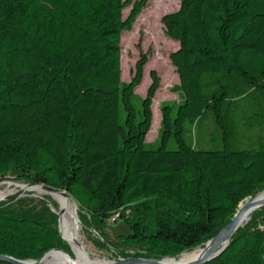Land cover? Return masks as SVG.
Listing matches in <instances>:
<instances>
[{"label":"trees","instance_id":"obj_1","mask_svg":"<svg viewBox=\"0 0 264 264\" xmlns=\"http://www.w3.org/2000/svg\"><path fill=\"white\" fill-rule=\"evenodd\" d=\"M145 3L0 0V180L66 188L98 247L158 258L202 246L264 188V0H180L161 16L177 99L160 103L151 147L154 70L135 93L147 54L121 79V34ZM56 207L47 193L0 200V253L70 254ZM118 219L129 229L112 241ZM200 264H264V204Z\"/></svg>","mask_w":264,"mask_h":264},{"label":"rangeland","instance_id":"obj_2","mask_svg":"<svg viewBox=\"0 0 264 264\" xmlns=\"http://www.w3.org/2000/svg\"><path fill=\"white\" fill-rule=\"evenodd\" d=\"M179 1L180 0H146V3L135 17L130 28L124 30L121 34V79L123 81L129 80L133 71L134 63L140 53L147 54V61L143 66L141 82L135 88V93L139 96H144L145 90L150 82V70H154L159 79L158 88L156 89L153 95L154 99L152 98L153 103L151 102L150 105L152 117V121L150 120V122H152L151 128L149 132L147 131V136L144 137V141L148 143V146L150 147L152 146L151 142L156 138L157 135L159 122L158 109L160 103L177 99V95L175 92L171 91V87L178 83V77L175 68L172 66L168 58L169 53L176 50L177 42L169 39L164 34L160 18L163 14L176 10L178 8ZM129 8L130 4L124 8L123 18L127 15ZM212 145L213 144L208 143L204 146V148H211L213 147ZM27 184V182H24L22 180H15L11 174H7L0 180V189L4 191L5 194H7L14 192L16 189L23 188L24 185ZM30 192L32 193V195L44 194L39 193L34 189H27L24 190V193L22 195H25ZM49 195L57 203L56 212L58 214V212H60L61 206H59L58 201L53 198L51 194ZM241 201L242 200H240L238 203H240ZM52 209L54 210V208ZM79 224L80 233L83 237L85 248L93 258H97L99 260L113 261L120 257L117 255H113L115 254L114 250L109 246L98 247L89 238V232H91L93 237H98L97 232L92 228H86L84 225H81L82 223L80 222V220ZM128 229V226L121 219H118L116 221H110L108 225L109 238L114 241L115 239L113 235L115 233H126ZM191 249L181 251H188ZM70 250V254L74 255L71 246ZM136 250H142V248L137 246L125 247V251L128 252L127 255H133V252ZM180 252H178L176 255L165 256H178Z\"/></svg>","mask_w":264,"mask_h":264},{"label":"water","instance_id":"obj_3","mask_svg":"<svg viewBox=\"0 0 264 264\" xmlns=\"http://www.w3.org/2000/svg\"><path fill=\"white\" fill-rule=\"evenodd\" d=\"M27 185H41L45 190L49 193L52 191H58L61 194L70 197L75 204V208L77 207L75 199L68 192L66 188H61L57 186H53L46 183H28ZM29 188L23 187L16 189L12 193H7L0 200L9 199L15 196H20L24 193V190ZM264 204V188L255 192L253 195L247 196L243 198L240 203H238L237 208L232 215V217L221 226L215 234L206 239L202 245L201 250L192 254V251L195 249L193 247L188 251H181L178 256H163V257H147V256H139V255H127L120 256L116 260L107 262L106 264H128V263H142V264H200L206 260L211 259L213 256L218 254L227 244L229 237L233 233L236 227L243 224L249 217V212ZM78 217V216H77ZM60 212H58V230L63 237L60 229ZM64 238V237H63ZM65 239V238H64ZM59 250L65 254H69V252L65 251L59 247H52L47 249L40 257L38 258H18L10 254L0 253V260L9 262L11 264H55L49 263L44 260L45 255L50 250ZM189 254L187 257L182 258L183 256ZM170 259V260H169ZM68 264H76V263H68Z\"/></svg>","mask_w":264,"mask_h":264},{"label":"bare ground","instance_id":"obj_4","mask_svg":"<svg viewBox=\"0 0 264 264\" xmlns=\"http://www.w3.org/2000/svg\"><path fill=\"white\" fill-rule=\"evenodd\" d=\"M24 187H27L29 189H34L39 193L48 192L41 185H24ZM50 194L52 195L53 198H55L58 201L59 206H61L60 229H61V233L63 237L70 244L74 252V258L66 259V260L51 261L57 256L70 255V254H65V253H58L48 258H45L44 260L46 262L55 263V264H68V263L106 264L107 262H110L108 260H99L97 258H93L89 254V252L86 250L84 242H83V237L80 233V224H79V220L77 217L75 204L73 203L72 199L70 197H67L61 194L58 191H52L50 192ZM4 195H5V192L0 189V198L3 197ZM201 248L202 247H198V248L195 247V249L192 251V254L201 250ZM188 255L189 254L183 256L182 258H185ZM128 264H142V263H128Z\"/></svg>","mask_w":264,"mask_h":264}]
</instances>
